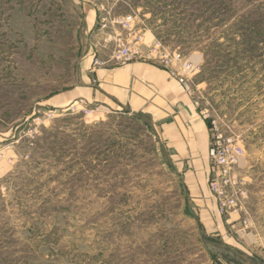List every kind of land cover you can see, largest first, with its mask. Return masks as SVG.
Listing matches in <instances>:
<instances>
[{
  "label": "rangeland",
  "instance_id": "rangeland-1",
  "mask_svg": "<svg viewBox=\"0 0 264 264\" xmlns=\"http://www.w3.org/2000/svg\"><path fill=\"white\" fill-rule=\"evenodd\" d=\"M84 4L193 63L210 148L215 120L245 151L237 212L203 217L156 133L83 95ZM0 264H264V0H0Z\"/></svg>",
  "mask_w": 264,
  "mask_h": 264
},
{
  "label": "crops",
  "instance_id": "crops-1",
  "mask_svg": "<svg viewBox=\"0 0 264 264\" xmlns=\"http://www.w3.org/2000/svg\"><path fill=\"white\" fill-rule=\"evenodd\" d=\"M84 7L83 31L105 35V38L102 37L104 43L123 40L124 30L120 33L102 29L98 23L101 16L99 10L92 4H84ZM144 39V46L139 48L138 54L123 64L115 62L114 54L102 60L100 53L106 45L103 43L101 48L99 43L94 44L88 53L90 56L92 51L91 66L83 78L85 85L81 87V92L97 101L106 99L116 108L130 112L156 133L165 146L167 161L182 175L190 197L203 209V217L206 218L217 202L209 189L211 133L199 108L200 103L195 98L193 76L196 73L186 75L192 85V90L186 91L170 75L169 68L161 59L152 53L150 48L159 41L152 34H144ZM211 217L218 219V216Z\"/></svg>",
  "mask_w": 264,
  "mask_h": 264
},
{
  "label": "built area",
  "instance_id": "built-area-1",
  "mask_svg": "<svg viewBox=\"0 0 264 264\" xmlns=\"http://www.w3.org/2000/svg\"><path fill=\"white\" fill-rule=\"evenodd\" d=\"M115 1L119 3L126 2L127 0ZM134 19L135 16L129 15L118 18L114 22L121 26L124 31L128 32L127 43H119L114 53L116 63L123 64L128 62L138 54L139 48L144 46L142 38H138L134 45L128 41L129 39L132 40L131 38H134L133 35L137 34L135 32ZM107 27L105 20H103L101 28L106 29ZM147 47L150 48L151 46ZM150 49L169 68L170 75L176 78L186 91L190 92L192 85L186 79V75L192 73L194 68L193 63L179 52H170L164 49L160 43H157ZM95 65H98L97 61H95ZM202 114L207 121L210 119L206 110ZM210 125L212 132L214 131V141L209 150V159L213 165L210 176V192L216 198L221 214H231L237 212L240 207L241 197L235 189V179L237 168L240 166L241 159L245 156V151L233 137H223L215 120H212Z\"/></svg>",
  "mask_w": 264,
  "mask_h": 264
},
{
  "label": "trees",
  "instance_id": "trees-1",
  "mask_svg": "<svg viewBox=\"0 0 264 264\" xmlns=\"http://www.w3.org/2000/svg\"><path fill=\"white\" fill-rule=\"evenodd\" d=\"M147 125V124H146Z\"/></svg>",
  "mask_w": 264,
  "mask_h": 264
}]
</instances>
